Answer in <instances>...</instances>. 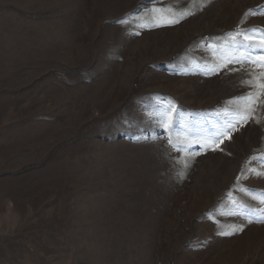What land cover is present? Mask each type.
Segmentation results:
<instances>
[{
	"label": "rangeland",
	"instance_id": "rangeland-1",
	"mask_svg": "<svg viewBox=\"0 0 264 264\" xmlns=\"http://www.w3.org/2000/svg\"><path fill=\"white\" fill-rule=\"evenodd\" d=\"M242 31L264 0H0V264H264Z\"/></svg>",
	"mask_w": 264,
	"mask_h": 264
},
{
	"label": "snow or ice",
	"instance_id": "snow-or-ice-1",
	"mask_svg": "<svg viewBox=\"0 0 264 264\" xmlns=\"http://www.w3.org/2000/svg\"><path fill=\"white\" fill-rule=\"evenodd\" d=\"M153 12L161 11L160 9H152ZM251 12V10H250ZM187 15H191L190 12H186L180 16L184 18ZM248 15V13H246ZM152 21L155 20V17L150 18ZM170 24L178 23L179 19L171 18L167 21ZM146 26V25H141ZM153 26H161L159 23H155ZM243 35V39H237L234 41V51H242V54L239 57L233 56L227 60L226 64L220 65V68H226L228 64L238 63V64H250L254 65L255 69H259L257 74L255 71L250 70V78L240 81L242 87H247L249 91L243 93L240 96L233 97L229 103L235 104V107L230 109L234 113L235 117L240 118L243 116V113L247 112L249 115L244 117L243 122L247 123L248 120L253 119L252 113L256 110V107L259 103L264 102V33L259 37L254 35H249L245 32L237 33V36ZM259 53V55H257ZM172 110V111H170ZM147 118L149 122H155L156 127H164L169 131H172L177 124V121L174 116V106L169 104L168 108H163L162 105L157 106L156 109L148 112ZM232 120L228 121L229 126L232 124ZM236 122H239L237 120ZM256 123H260L259 119L255 120ZM222 129H216L210 136L211 139H217L222 134ZM231 136H228L227 139H231ZM138 139H146V137H139ZM194 143H199V141H193ZM168 145L174 151L181 152L191 145L186 140L181 139L177 136L175 139L169 137ZM213 150H217L214 148ZM187 167V164H184ZM264 195V194H262ZM260 204L264 205V198L260 200ZM259 211L264 215V208H260Z\"/></svg>",
	"mask_w": 264,
	"mask_h": 264
}]
</instances>
